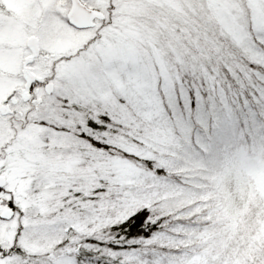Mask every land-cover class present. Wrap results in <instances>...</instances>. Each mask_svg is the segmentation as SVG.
Masks as SVG:
<instances>
[{
    "label": "snow or ice",
    "instance_id": "6c2138e0",
    "mask_svg": "<svg viewBox=\"0 0 264 264\" xmlns=\"http://www.w3.org/2000/svg\"><path fill=\"white\" fill-rule=\"evenodd\" d=\"M0 264H264V0H0Z\"/></svg>",
    "mask_w": 264,
    "mask_h": 264
}]
</instances>
